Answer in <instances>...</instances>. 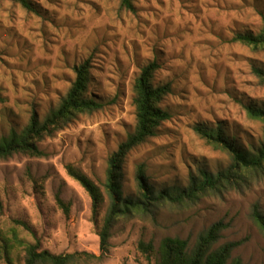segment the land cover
<instances>
[{"label": "rangeland", "instance_id": "obj_1", "mask_svg": "<svg viewBox=\"0 0 264 264\" xmlns=\"http://www.w3.org/2000/svg\"><path fill=\"white\" fill-rule=\"evenodd\" d=\"M31 2L35 13L0 0V138L22 130L32 113L42 119L54 110L75 78L74 67L85 61L88 96L102 108L45 138L42 157L16 153L0 159V264H24L25 247L36 243L39 251L55 255H101L97 233L109 203L103 188L107 161L134 131V80L152 61L159 66L154 85L170 86L160 107L171 119L126 157L124 197H137L141 164L156 191L185 187L198 169L215 174L229 166L227 153L195 134L196 124L221 128L244 150L263 141V124L249 119L243 106L264 109V83L253 72L264 70V50L231 40L261 30L264 0H132L134 12L118 0ZM68 167L99 187L103 203L95 218L88 193ZM254 206L264 215V171L193 203L162 204L147 215L119 218L101 260L74 264H155L162 239L186 240L192 250L215 223L224 228L211 250L239 244L227 264H264ZM139 242L152 245L148 258L137 250Z\"/></svg>", "mask_w": 264, "mask_h": 264}, {"label": "trees", "instance_id": "obj_2", "mask_svg": "<svg viewBox=\"0 0 264 264\" xmlns=\"http://www.w3.org/2000/svg\"><path fill=\"white\" fill-rule=\"evenodd\" d=\"M120 7L126 11L134 12L132 0H118ZM27 12L35 13V7L31 0H14ZM261 30L254 34L241 32L233 36L232 42L239 43L253 51L264 50V14H261ZM159 66L152 61L142 67L134 80L133 98L135 114V128L126 139L119 144L117 150L108 158L106 177L103 185L108 197V207L97 236L99 238L100 256L79 252L74 254H50L48 251H39V245H27L24 249V264H74L78 261H100L102 255L107 252L110 230L115 221L122 217L150 214L153 209L162 204L183 205L193 203L211 192H219L228 186L240 185L241 182L251 177V174L264 171V139L257 148L244 150L230 140L221 128H208L195 125L193 130L197 136L214 150H218L230 158L229 166L217 173H211L204 169H198L195 174H190L185 187L163 188L156 191L148 182L144 165H139L135 172V181L138 189L136 198L124 197L122 193V165L130 153L147 140L154 138L160 126L171 119V115L161 109L160 104L170 93V86L154 85L153 78ZM90 64L88 61L74 67L75 78L66 95L58 106L51 110L44 118H39L32 113L26 126L16 132L11 130L6 136L0 138V159H8L17 154L34 158L43 156L39 150V143L56 132L63 130L71 122L82 114H91L102 108V104L95 98L88 96L90 78ZM256 77L264 83V70L253 69ZM249 119L263 124L264 109L255 105L243 106ZM69 176L77 181L88 193L91 199L92 217L95 218L103 203V196L98 186L93 184L84 175L76 172L71 167L67 168ZM250 175V176H249ZM57 205L65 214L68 206L57 196ZM1 211V205H0ZM251 218L256 227L264 235V215L257 206H254ZM224 226L222 223L213 224L203 233L192 250L188 249L186 240L166 237L159 243L155 264H227L231 252L238 243H226L221 247L211 250L213 244L219 239ZM137 250L146 258L153 252L150 243L139 242ZM231 264H241L240 260H234Z\"/></svg>", "mask_w": 264, "mask_h": 264}]
</instances>
